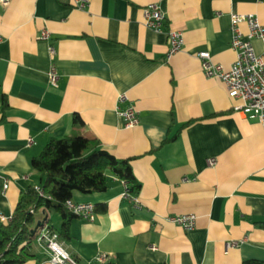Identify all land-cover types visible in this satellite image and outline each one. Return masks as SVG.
<instances>
[{
    "label": "crops",
    "instance_id": "obj_1",
    "mask_svg": "<svg viewBox=\"0 0 264 264\" xmlns=\"http://www.w3.org/2000/svg\"><path fill=\"white\" fill-rule=\"evenodd\" d=\"M151 3L165 12L166 30L183 34L170 59L166 32L145 24ZM233 13L255 14L264 25V0H90L87 9L74 0L0 3V212L13 214L22 193L40 185L31 159L50 138L87 137L131 159L141 187L135 204L109 171L105 191L74 192L73 201L97 207L94 221L77 216L71 238L60 236L78 264L264 262V126L234 109L241 101L205 75L198 57L208 51L233 64ZM241 29L248 33L246 23ZM43 30L49 39L39 37ZM253 43L264 56L263 41ZM52 65L59 87L49 81ZM121 93L138 111L134 127L117 111ZM186 213L197 216L192 229L167 220ZM46 217L61 229L59 212L37 214ZM30 252L23 264H49L36 241Z\"/></svg>",
    "mask_w": 264,
    "mask_h": 264
},
{
    "label": "trees",
    "instance_id": "obj_2",
    "mask_svg": "<svg viewBox=\"0 0 264 264\" xmlns=\"http://www.w3.org/2000/svg\"><path fill=\"white\" fill-rule=\"evenodd\" d=\"M6 104V103H4ZM80 117H75V124ZM39 172V188L25 190L13 212V220L0 224V264H23L34 255L30 252L41 224H49L46 217L37 218L41 211L56 210L63 223L60 236L71 238L70 223L78 215L66 205L76 191L103 192L108 188V172L127 183L130 194L137 195L141 184L136 179L131 159L118 158L104 149L97 139L68 135L52 137L43 150L31 159ZM99 210L105 211V208ZM51 226V225H50ZM52 227V226H51ZM105 264H115L108 260ZM243 264H264L259 260H244Z\"/></svg>",
    "mask_w": 264,
    "mask_h": 264
},
{
    "label": "built area",
    "instance_id": "obj_3",
    "mask_svg": "<svg viewBox=\"0 0 264 264\" xmlns=\"http://www.w3.org/2000/svg\"><path fill=\"white\" fill-rule=\"evenodd\" d=\"M11 0H0L4 6ZM74 5L80 9H87L90 0H74ZM145 24L148 28L158 32L165 31L168 39L167 58L170 59L184 46L183 34L180 30L165 29L166 14L161 6L156 3L147 5L144 9ZM246 23L248 33L244 34L241 24ZM232 41L231 46L236 51V59L227 68L221 63L213 60L208 51H201L198 57L201 61L203 72L208 77H216L223 81L231 98L239 99L241 102L234 106L235 110L241 111L249 119L256 120L264 126V56L257 53L254 40L260 39L264 43V25L255 14L233 13L231 15ZM40 38L49 39L48 30H43ZM51 55L55 54L54 46H50ZM61 75L59 70L52 65L49 70V81L53 87H59ZM117 111L123 117L125 127L131 128L139 123L138 111L127 94L121 93L118 96ZM33 138L29 139L32 143ZM216 159H209V165L215 166ZM125 183V182H124ZM7 185H5L6 187ZM39 188V185H37ZM125 196L137 204V195H132L125 183ZM67 207L78 216L89 221H94L97 216V207L91 202H75L68 200ZM13 220V214L6 215L0 212V224H7ZM167 220L189 230L194 228L197 216L193 213L176 214L167 217ZM49 253V264H78V260L72 256L60 241V234L47 223L41 224L35 240ZM235 243H229L232 247ZM151 249H156L154 245ZM105 262V257L99 258Z\"/></svg>",
    "mask_w": 264,
    "mask_h": 264
}]
</instances>
